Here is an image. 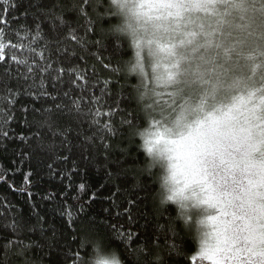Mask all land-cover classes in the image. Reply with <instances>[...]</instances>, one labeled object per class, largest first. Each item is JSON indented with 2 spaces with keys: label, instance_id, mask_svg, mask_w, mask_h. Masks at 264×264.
<instances>
[{
  "label": "snow or ice",
  "instance_id": "6c2138e0",
  "mask_svg": "<svg viewBox=\"0 0 264 264\" xmlns=\"http://www.w3.org/2000/svg\"><path fill=\"white\" fill-rule=\"evenodd\" d=\"M17 141L0 183L29 209L0 199V264H264V0H0V151ZM34 157L59 193L8 179Z\"/></svg>",
  "mask_w": 264,
  "mask_h": 264
},
{
  "label": "trees",
  "instance_id": "16d2710c",
  "mask_svg": "<svg viewBox=\"0 0 264 264\" xmlns=\"http://www.w3.org/2000/svg\"><path fill=\"white\" fill-rule=\"evenodd\" d=\"M99 28L100 25H97ZM105 28L108 27L107 24L104 25ZM106 43H111L110 40L106 41ZM131 56V50L127 51V54L123 57H118L113 59L112 63L115 64L118 61L127 60ZM94 63L93 60H89V64L91 65ZM97 71L100 73L101 77H107L111 75L109 72L103 70L99 64H97ZM119 75V74H118ZM121 84H127V83H135V79H131L129 81L121 80ZM118 91V86L113 85V92ZM29 101L22 100L21 103H28ZM19 115V113L17 114ZM13 127L15 128L17 133H24L28 134L27 130L24 128L22 123L13 124ZM115 143V142H114ZM24 145L17 142H9L8 144V151H0V165H2L4 168H11L15 169L16 165L12 163L14 159H17V157L14 155L15 152L19 151V149L23 148ZM125 147L129 150V155L127 157V167L129 168V176H128V182L124 185H122V188L124 189H131L133 184L135 183V180L133 179V173L131 172L132 168H138L142 166L144 161V156L141 153H138L135 149V145H125ZM97 156L100 157L102 160V156H100L99 153H97ZM115 158V157H114ZM50 162L47 160V158H33L31 161H24L21 170L16 172L14 176L10 175L8 179L15 183L17 187L24 185V174L28 172L29 170L32 171V176L29 177V179L32 181L31 190L33 193H39L41 196L46 195L49 192H57L62 189L63 183H66L67 181L61 182L59 177L51 178L48 175L46 164ZM17 163H19V160L17 159ZM57 167L59 169H65L67 167H70V165L65 164H58ZM86 179L87 183L91 185V190H95V188L104 182V174L103 169L101 166V170L97 171L95 167H89L88 172L86 173ZM142 188H137L136 191L139 192V194L145 198L144 203L148 205L149 208L152 207L153 203V197L155 196L156 192L159 189L158 184L153 183L152 179L149 178L147 175H142L139 177ZM119 181H117L118 183ZM75 183H79V178H75ZM103 195L107 196L110 194L108 189H104ZM76 190L75 187L73 188L70 195H75ZM89 193L84 194L83 199H88ZM7 198V200L12 201L13 203L17 204L20 208H23L25 210V213L28 212L29 205L27 203V197L25 194L19 193V192H13L9 189L7 184L0 183V199ZM34 200L38 204L42 205L43 211H46L51 215V205L49 202L44 201L41 202L37 197L34 196ZM71 203V201H69ZM101 206H107V202L100 200L95 201L93 204V207L89 209V211L95 215L96 213L101 211ZM143 207V205H142ZM163 222V221H161ZM141 224L144 223L143 220L140 221ZM187 244L191 246V241L188 240ZM44 264H47V261L44 262Z\"/></svg>",
  "mask_w": 264,
  "mask_h": 264
},
{
  "label": "clouds",
  "instance_id": "9594fccd",
  "mask_svg": "<svg viewBox=\"0 0 264 264\" xmlns=\"http://www.w3.org/2000/svg\"><path fill=\"white\" fill-rule=\"evenodd\" d=\"M103 255L105 256V258L107 259H116V260H119V255L118 253L116 254H113L111 251H104L103 252ZM93 258H95V254H93Z\"/></svg>",
  "mask_w": 264,
  "mask_h": 264
}]
</instances>
